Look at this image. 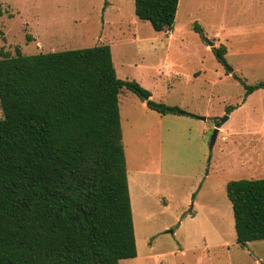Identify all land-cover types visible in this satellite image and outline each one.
I'll use <instances>...</instances> for the list:
<instances>
[{"label":"rangeland","instance_id":"374dc122","mask_svg":"<svg viewBox=\"0 0 264 264\" xmlns=\"http://www.w3.org/2000/svg\"><path fill=\"white\" fill-rule=\"evenodd\" d=\"M0 3V50L109 44L119 78L185 113L162 114L121 91L137 256L119 264H264V239L237 242L226 191L230 180L264 177V87L248 94L244 85L264 80V0H180L171 35L140 19L135 0Z\"/></svg>","mask_w":264,"mask_h":264},{"label":"trees","instance_id":"16d2710c","mask_svg":"<svg viewBox=\"0 0 264 264\" xmlns=\"http://www.w3.org/2000/svg\"><path fill=\"white\" fill-rule=\"evenodd\" d=\"M179 2L135 0V13L156 31H171ZM194 29L204 37L201 24ZM214 49L223 59L224 47ZM244 85L250 94L264 80ZM124 87L162 114H185L119 78L109 44L0 50V264H119L137 256L120 117ZM226 191L237 242L264 239V177L230 180Z\"/></svg>","mask_w":264,"mask_h":264},{"label":"water","instance_id":"95a60500","mask_svg":"<svg viewBox=\"0 0 264 264\" xmlns=\"http://www.w3.org/2000/svg\"><path fill=\"white\" fill-rule=\"evenodd\" d=\"M207 41H208V43H209V45H211V46H214V42H212V41H210V40H208V39H206ZM228 69H229V71L230 72H233L234 71V69L232 68V67H230V66H228ZM145 100H147V97H143ZM227 117L228 116H224V117H219L218 119H219V121L215 124V127H214V131H213V136H212V139H211V147L214 145V143H215V141H216V138H217V135H218V131H219V129L221 128V126H222V124H223V122H225V120L227 119ZM202 120H206L207 118L206 117H204V116H202V117H200Z\"/></svg>","mask_w":264,"mask_h":264},{"label":"crops","instance_id":"0c3cea01","mask_svg":"<svg viewBox=\"0 0 264 264\" xmlns=\"http://www.w3.org/2000/svg\"><path fill=\"white\" fill-rule=\"evenodd\" d=\"M204 28V27H203ZM170 32V31H168ZM170 35H171V32H170ZM128 180H129V176H128ZM129 189H130V183H129ZM131 193V192H130ZM131 203H132V198H131Z\"/></svg>","mask_w":264,"mask_h":264}]
</instances>
